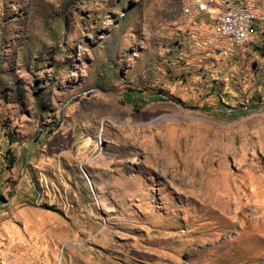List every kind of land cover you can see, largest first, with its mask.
I'll list each match as a JSON object with an SVG mask.
<instances>
[{
  "label": "rangeland",
  "instance_id": "rangeland-1",
  "mask_svg": "<svg viewBox=\"0 0 264 264\" xmlns=\"http://www.w3.org/2000/svg\"><path fill=\"white\" fill-rule=\"evenodd\" d=\"M195 1L0 0V264H264V0Z\"/></svg>",
  "mask_w": 264,
  "mask_h": 264
},
{
  "label": "built area",
  "instance_id": "built-area-1",
  "mask_svg": "<svg viewBox=\"0 0 264 264\" xmlns=\"http://www.w3.org/2000/svg\"><path fill=\"white\" fill-rule=\"evenodd\" d=\"M194 8L198 14L205 15L213 35L231 40L235 46L244 44L245 30L253 31L258 19L256 14L235 9L234 2H216V5H211L206 0H196Z\"/></svg>",
  "mask_w": 264,
  "mask_h": 264
},
{
  "label": "bare ground",
  "instance_id": "bare-ground-1",
  "mask_svg": "<svg viewBox=\"0 0 264 264\" xmlns=\"http://www.w3.org/2000/svg\"><path fill=\"white\" fill-rule=\"evenodd\" d=\"M234 8L235 9H238L240 11L249 12V14H255L254 13L255 11H253L252 7L251 6H248L246 4H237V3H234ZM250 32H251V30H245V33H244V44L247 41V38H248Z\"/></svg>",
  "mask_w": 264,
  "mask_h": 264
},
{
  "label": "trees",
  "instance_id": "trees-1",
  "mask_svg": "<svg viewBox=\"0 0 264 264\" xmlns=\"http://www.w3.org/2000/svg\"><path fill=\"white\" fill-rule=\"evenodd\" d=\"M231 2V1H230ZM234 3H237V2H235L234 1ZM237 4H244V3H237ZM51 210H53V211H56V210H54L53 208H50ZM57 212V211H56Z\"/></svg>",
  "mask_w": 264,
  "mask_h": 264
},
{
  "label": "crops",
  "instance_id": "crops-1",
  "mask_svg": "<svg viewBox=\"0 0 264 264\" xmlns=\"http://www.w3.org/2000/svg\"><path fill=\"white\" fill-rule=\"evenodd\" d=\"M251 34V33H250ZM249 37V36H248ZM248 39V38H247ZM21 210H24V212H27L25 209H21Z\"/></svg>",
  "mask_w": 264,
  "mask_h": 264
}]
</instances>
